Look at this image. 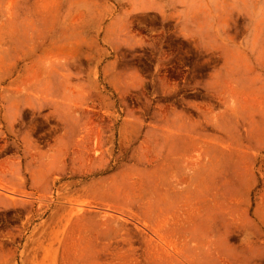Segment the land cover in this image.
I'll list each match as a JSON object with an SVG mask.
<instances>
[{
  "label": "rangeland",
  "instance_id": "obj_1",
  "mask_svg": "<svg viewBox=\"0 0 264 264\" xmlns=\"http://www.w3.org/2000/svg\"><path fill=\"white\" fill-rule=\"evenodd\" d=\"M0 264H264V0H0Z\"/></svg>",
  "mask_w": 264,
  "mask_h": 264
}]
</instances>
